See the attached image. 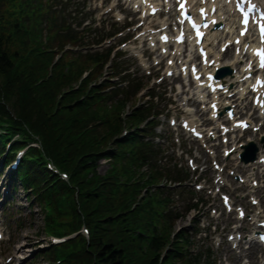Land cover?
Returning <instances> with one entry per match:
<instances>
[{
  "label": "trees",
  "instance_id": "1",
  "mask_svg": "<svg viewBox=\"0 0 264 264\" xmlns=\"http://www.w3.org/2000/svg\"><path fill=\"white\" fill-rule=\"evenodd\" d=\"M9 42V40H8ZM9 46V44H8ZM8 57L9 53H7L6 46L4 45V42L1 43L0 41V68L3 69V66H8ZM41 61V60H40ZM46 69V68H45ZM46 73V70H45ZM48 74V72H47ZM46 74V75H47ZM51 75H49L48 79H43L42 83L39 84V87L43 85L45 89H40L41 91H45L46 93H49V91H55L53 87L50 86L51 83ZM45 75L41 76V78H44ZM36 78L31 76H26L25 74H22L18 77V81L21 82L20 84V93L18 94V97L20 98V101H28L30 104H32L35 109H38L35 105H38L36 102L37 95L40 94V92H37L34 90V88L31 86L32 82H36ZM58 89V87H57ZM59 90V89H58ZM39 101V100H38ZM49 103H52L50 99L47 100ZM97 115V113H96ZM96 116L95 118H97ZM87 125V123L83 124L82 126ZM80 128V127H79ZM76 126L73 128V132L76 131ZM50 131V129L48 130ZM84 134L87 138L91 139L88 143H94V140H100L102 137L101 131L98 128H92L90 130L84 131ZM102 143L105 144V140H102ZM74 147L77 149L75 151L81 150L80 146L78 144L74 145ZM100 146H96L92 148V150H96L100 148ZM82 164V163H81ZM82 170L85 171L86 169L82 167ZM104 189L107 191L108 186H105ZM110 196L108 200L105 199H99L97 202L98 207L95 208L96 212L94 214H97L99 219L103 222L101 225L106 226V231H104L105 234L99 238H95V240L92 242V247L94 248L91 252V261H94L95 264H128V261L126 260V255L124 253V250H117L116 246L113 244L114 235L118 231V228L115 227V213L111 209L112 205H109V202H112L110 200ZM122 230V228H120ZM117 241H123V238H119ZM150 242V240H149ZM157 241L155 239L152 240L150 243V246L154 248ZM155 250V248H154ZM142 253V252H140ZM151 264H154L153 262Z\"/></svg>",
  "mask_w": 264,
  "mask_h": 264
},
{
  "label": "rangeland",
  "instance_id": "2",
  "mask_svg": "<svg viewBox=\"0 0 264 264\" xmlns=\"http://www.w3.org/2000/svg\"><path fill=\"white\" fill-rule=\"evenodd\" d=\"M19 202L22 204L20 205L22 207V211L27 212L28 209L26 206L29 203L24 200V196L22 194L20 196ZM32 208L36 210L37 207L33 205ZM181 224L189 225L190 224L189 218H187V221L183 220ZM42 225H43L42 217L38 213L33 214V216L29 219L28 218L25 219L24 229L18 234H19V239L21 240V242L27 243L26 246H28L29 249L27 251H24V254H29V256L21 264H46V260H44L43 258H38L37 260L35 259V256H34V247H36V244L40 242H44L42 243V246L46 244L45 241L47 238L44 237V234L41 231ZM15 248L21 249L19 243L12 246V251L15 252Z\"/></svg>",
  "mask_w": 264,
  "mask_h": 264
},
{
  "label": "snow or ice",
  "instance_id": "3",
  "mask_svg": "<svg viewBox=\"0 0 264 264\" xmlns=\"http://www.w3.org/2000/svg\"><path fill=\"white\" fill-rule=\"evenodd\" d=\"M201 11H203V10H201ZM256 51L261 54V67H264V50L257 49ZM209 75H211V74H209ZM213 107H215V105H213ZM240 123H243V122H240Z\"/></svg>",
  "mask_w": 264,
  "mask_h": 264
}]
</instances>
